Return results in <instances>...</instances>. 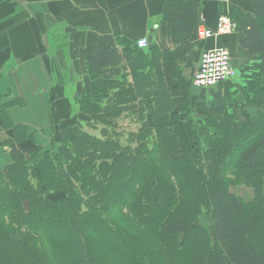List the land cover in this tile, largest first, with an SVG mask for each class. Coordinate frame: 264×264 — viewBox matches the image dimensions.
<instances>
[{"label":"trees","instance_id":"trees-1","mask_svg":"<svg viewBox=\"0 0 264 264\" xmlns=\"http://www.w3.org/2000/svg\"><path fill=\"white\" fill-rule=\"evenodd\" d=\"M251 1L241 46L253 63L234 68V78L242 74L243 93L262 109L240 124L232 93L223 91L234 78L197 88L179 65L193 49L196 0L188 14L168 1L178 46L151 55L148 73L141 56L150 47L99 37L86 61L91 89L76 92L78 111L55 130L53 147L22 150L30 136L20 125L0 144L12 157L0 167V264H97L94 253L99 264H264V0ZM123 62L133 80L125 72L106 77ZM154 65L164 69L151 80ZM195 89L215 93L209 115L188 120L193 144L183 147L176 123L188 116ZM123 117L139 128L123 134ZM238 142L234 174L253 189L249 201L225 177Z\"/></svg>","mask_w":264,"mask_h":264},{"label":"crops","instance_id":"crops-1","mask_svg":"<svg viewBox=\"0 0 264 264\" xmlns=\"http://www.w3.org/2000/svg\"><path fill=\"white\" fill-rule=\"evenodd\" d=\"M168 1L0 0V144L13 138L15 126L20 125L30 136L18 143L22 150L27 152L38 145L53 147L55 130L78 111V107L72 106L76 92L91 89L86 61L96 52L101 35L133 41L151 36L150 49L154 52L146 51L141 56L148 73L151 55L178 46L174 20L165 13ZM177 2L184 14L190 12L188 0ZM191 13L196 26L203 23L210 28H215L219 15L226 13L232 16L237 28L215 40H199L197 28L190 32L193 49L179 61L187 79L193 78L202 51L213 46L227 48L237 70L253 63L241 46L244 18L255 13L251 0H228L225 4L196 0V10ZM122 65L125 67H109L106 77H118L125 72L133 80L128 64ZM153 68L151 80L159 77L164 65L160 71L156 65ZM32 109L40 110L47 120L32 125ZM1 150L3 168L12 162V157L8 146L0 145ZM8 153L10 161L2 166L1 158L6 160Z\"/></svg>","mask_w":264,"mask_h":264},{"label":"rangeland","instance_id":"rangeland-1","mask_svg":"<svg viewBox=\"0 0 264 264\" xmlns=\"http://www.w3.org/2000/svg\"><path fill=\"white\" fill-rule=\"evenodd\" d=\"M251 65V64H249ZM248 66V65H247ZM248 86V82L242 77V74L237 75L236 78H234L231 82L230 88L226 87L223 91L226 94L227 92L232 93V95L229 96L230 101L232 103L230 107V112L232 113L231 117L234 118L236 123L240 124L251 118L253 115H257L258 112L262 109L261 107L257 105H251L250 104V96H246V94L243 93V89ZM240 88V90H238ZM215 93V92H214ZM213 97L211 95V92L208 90H194L193 99L191 105L188 107V116H184V118H181L179 122L176 123V129L179 132L180 136V142L181 145L184 146H191L193 144V138L191 136V131L188 128V120L192 122L202 121L203 118L207 117L209 115V110L211 107ZM40 102V100H38ZM186 110L185 108H183ZM32 114L29 116V119L32 123V125H38L34 124L37 122H42L43 120H47V117L40 111V110H34L32 109ZM101 124V123H100ZM120 124V131L124 134H127L128 132L135 131L139 128V122L135 119V117H123L119 120ZM236 124V125H238ZM197 125V123H196ZM90 132L98 134L99 132L96 130H92L90 128H87ZM177 132V133H178ZM42 137H45L43 133H39ZM243 147V142H238L233 149L230 151V155L227 157L229 162V169L232 166L233 170L228 169L226 165V169H228L225 177L227 180V183H229L230 188L233 192L238 194L243 200L249 201L253 197L254 191L252 188L247 187L241 179H238L234 174V166L237 165V158L240 150ZM0 153H3L1 150ZM9 153L7 156V159H2V163L4 166L7 161H10L9 159ZM176 165V162H175ZM184 168H187V166H184ZM209 213L204 215L202 217V225L205 228L210 227V221L209 217L207 216ZM94 260L97 264H99V260L96 259V254H93ZM60 264H64L63 260H60Z\"/></svg>","mask_w":264,"mask_h":264},{"label":"built area","instance_id":"built-area-1","mask_svg":"<svg viewBox=\"0 0 264 264\" xmlns=\"http://www.w3.org/2000/svg\"><path fill=\"white\" fill-rule=\"evenodd\" d=\"M225 4L228 0H201ZM237 23L226 13L220 14L215 28H209L201 23L197 27V37L200 40L216 39L221 35H227L235 31ZM140 48H147L148 38H141L137 41ZM236 71L231 63V53L225 47L213 46L201 53L198 68L193 76V85L197 88L213 87L219 82L232 79Z\"/></svg>","mask_w":264,"mask_h":264},{"label":"water","instance_id":"water-1","mask_svg":"<svg viewBox=\"0 0 264 264\" xmlns=\"http://www.w3.org/2000/svg\"><path fill=\"white\" fill-rule=\"evenodd\" d=\"M149 41H150V42L152 41V37H151V36L149 37Z\"/></svg>","mask_w":264,"mask_h":264}]
</instances>
